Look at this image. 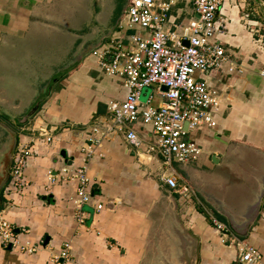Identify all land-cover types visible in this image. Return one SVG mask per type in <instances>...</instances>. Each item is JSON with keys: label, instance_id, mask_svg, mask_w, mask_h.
I'll list each match as a JSON object with an SVG mask.
<instances>
[{"label": "crops", "instance_id": "crops-1", "mask_svg": "<svg viewBox=\"0 0 264 264\" xmlns=\"http://www.w3.org/2000/svg\"><path fill=\"white\" fill-rule=\"evenodd\" d=\"M107 4V0H0L2 47L12 38L31 34L35 26L60 20L77 52L65 63L63 74H58L60 67L53 71L50 67L45 92L37 88L28 93L43 95L17 135V143L31 145L23 170L28 185L2 192L0 213L16 230L26 228L20 241L40 246L29 254L5 247L0 239V264H61L54 256L66 241L70 257L62 264H239L235 247L221 241L210 215L264 257V0L222 1L218 17L225 21V30L217 38L241 72L228 74L222 69L204 75L220 89L226 104L214 128L194 135L203 148L199 159L168 167L180 184L190 186L187 194L165 184L161 179L165 166L157 154L146 152L145 142L135 145L116 134L91 158L82 150L89 143L90 127L106 120L107 103L122 100L127 93L90 54L111 37L126 38L133 32L121 24L120 3L101 22L105 14L101 9ZM85 11L90 21L93 15L98 17L95 27L89 21L82 27L70 23V12ZM167 16L164 28L179 31L174 24L185 25L197 14L189 0H173ZM87 38L95 41L82 48ZM2 60L4 64L10 57ZM2 82L3 87L11 84ZM6 87L3 95H20ZM153 88H144L141 98ZM40 127L48 128L51 141L39 135ZM142 131L147 129L138 128ZM84 162L93 198L83 205L85 222L80 225L73 204L78 183L61 180L60 171ZM48 171L55 182H50ZM97 203L102 204L99 210Z\"/></svg>", "mask_w": 264, "mask_h": 264}, {"label": "built area", "instance_id": "built-area-1", "mask_svg": "<svg viewBox=\"0 0 264 264\" xmlns=\"http://www.w3.org/2000/svg\"><path fill=\"white\" fill-rule=\"evenodd\" d=\"M189 1L197 16L185 25L174 24L180 28L177 31L164 28L173 0H127L121 24L133 32L126 38L111 37L90 52L98 68L119 79L127 93L124 99L107 103L106 120L90 127L89 143L82 148L85 157L91 158L104 140L116 134H122L135 145L145 142L146 152L157 154L165 166L161 179L180 194L189 193L191 188L186 182L180 184L176 172L168 167L173 162L188 164L199 159L203 148L194 135L214 128L216 117L226 104L220 89L204 75L222 69L228 74L241 72L217 38L225 30V21L218 17L223 0ZM150 86L154 88L142 99V90ZM140 127L146 128L147 133H139ZM38 133L51 141L48 128L40 127ZM30 153V144L17 143L4 194L28 185L23 170ZM48 178L50 182L57 180L51 171ZM60 179L77 181L73 199L75 218L78 224H84L83 205L93 198L86 162L72 170L63 167ZM101 208L102 204L97 203L96 209ZM210 222L221 241L235 247L239 264H264L263 254L256 247L215 216L210 215ZM26 232V228L17 232L0 213V239L5 247L29 254L36 252L40 243L20 241V234ZM69 257L70 242L66 241L54 259L62 264Z\"/></svg>", "mask_w": 264, "mask_h": 264}, {"label": "rangeland", "instance_id": "rangeland-1", "mask_svg": "<svg viewBox=\"0 0 264 264\" xmlns=\"http://www.w3.org/2000/svg\"><path fill=\"white\" fill-rule=\"evenodd\" d=\"M107 1L106 10L102 6L100 13L101 15L105 13L100 18L102 23H104V19L108 20L112 12L111 10L116 4H121L120 12H122L127 2V0ZM64 12L67 16V11L64 10ZM118 12L116 11V13ZM70 16V23H79L80 27L89 21L93 28L99 22L98 17L95 18L94 15L91 21L88 20V11H85L84 14L82 12H70ZM67 22L69 23V21ZM51 23L50 25L35 26L30 31L31 34L29 33L22 38L15 37L12 40L9 39L10 41H3L7 46L5 44L4 47L0 45V116H2L0 117V199L3 192L2 185H4L6 179V171L9 165H11V154L16 140L15 135L17 137L18 132L22 131L21 127L25 121L32 117L31 114L36 112L37 108L35 111L32 110L34 108L33 104L43 96L28 95V93L37 88L40 93L45 92L48 86L47 81L52 76L51 68L53 71V69H57V66L60 67L61 69L58 68V70L60 69L58 74L66 72V68H63L66 66L65 63L77 55V52H74L75 49H73L74 51L72 50V40L66 36L68 33L65 30L67 29L63 26L62 21L55 20ZM81 39L76 40L75 45H78ZM93 41L95 39L87 38L82 48L87 44L85 48H88L93 44ZM7 55L10 57V61L7 62L5 60L3 64L2 59ZM65 58L66 61H63ZM4 80L10 81L11 84H5L3 87L2 81ZM6 86H10L11 92L15 91L20 95H3L5 93L4 88H7Z\"/></svg>", "mask_w": 264, "mask_h": 264}, {"label": "water", "instance_id": "water-1", "mask_svg": "<svg viewBox=\"0 0 264 264\" xmlns=\"http://www.w3.org/2000/svg\"><path fill=\"white\" fill-rule=\"evenodd\" d=\"M124 7H125V6H124ZM123 9H124V8H123ZM122 14H123V10H122ZM184 44H187V41H184ZM163 89H165V87H163ZM36 108H37V105H35V107H34L32 110L35 111ZM15 138H16V140H15V144H14V149H13V152H12V154H11L12 157H13V153H14V151H15L16 145H17V137H16V135H15ZM11 163H12V160H11ZM10 166H11V165H9V167H8V169H7V171H6V179H5V183H7L8 179H9V169H10ZM5 183H4V185H5ZM4 185H2V188H3ZM0 202H1V199H0ZM16 231L18 232V230H16ZM46 240H48V239H46Z\"/></svg>", "mask_w": 264, "mask_h": 264}, {"label": "trees", "instance_id": "trees-1", "mask_svg": "<svg viewBox=\"0 0 264 264\" xmlns=\"http://www.w3.org/2000/svg\"><path fill=\"white\" fill-rule=\"evenodd\" d=\"M0 117H2V116H0Z\"/></svg>", "mask_w": 264, "mask_h": 264}]
</instances>
